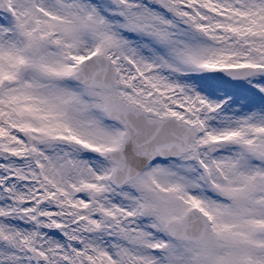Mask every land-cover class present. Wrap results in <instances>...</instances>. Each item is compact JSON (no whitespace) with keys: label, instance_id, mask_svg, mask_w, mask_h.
I'll list each match as a JSON object with an SVG mask.
<instances>
[{"label":"snow or ice","instance_id":"snow-or-ice-1","mask_svg":"<svg viewBox=\"0 0 264 264\" xmlns=\"http://www.w3.org/2000/svg\"><path fill=\"white\" fill-rule=\"evenodd\" d=\"M0 264H264V0H0Z\"/></svg>","mask_w":264,"mask_h":264}]
</instances>
